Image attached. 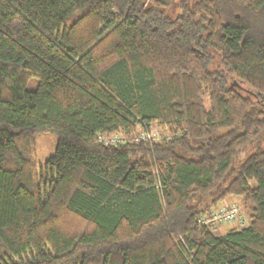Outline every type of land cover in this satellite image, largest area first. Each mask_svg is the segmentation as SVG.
<instances>
[{"label":"trees","instance_id":"obj_1","mask_svg":"<svg viewBox=\"0 0 264 264\" xmlns=\"http://www.w3.org/2000/svg\"><path fill=\"white\" fill-rule=\"evenodd\" d=\"M173 1L0 0V264H264V0Z\"/></svg>","mask_w":264,"mask_h":264},{"label":"rangeland","instance_id":"obj_2","mask_svg":"<svg viewBox=\"0 0 264 264\" xmlns=\"http://www.w3.org/2000/svg\"><path fill=\"white\" fill-rule=\"evenodd\" d=\"M181 0H174L172 5L170 6V8L167 10V12H169L170 15H176L179 12V3ZM195 0H187V5L189 6V8L192 7V3ZM205 100V105L206 107L209 106V103L207 101V98L204 99ZM264 110V107H263ZM142 131L140 129H138L135 132V135L140 134ZM149 132L152 134L151 135H155L156 133H158L159 135H163L166 133V131L159 126L156 123H151L150 127H149ZM121 135V134H120ZM115 136V135H114ZM118 137H120L119 135H117ZM122 136V135H121ZM120 139V138H118ZM159 140V139H157ZM112 143V141L110 142ZM56 144V136L53 134H48V133H38L36 135H34L32 142L30 143V154L32 159L35 161L36 163V167L37 168H41L43 167L45 160L53 153L54 151V147ZM264 146V142L261 141L260 138L254 139L252 142H250L248 145H246L245 147H243L232 159L231 161V165L230 168L232 169H237L239 167V165L257 148H263ZM45 167V166H44ZM43 174H46L45 169L43 170ZM44 178H46V176H44ZM241 200L238 197H233V196H229L228 198H226L224 201H222L221 203L217 204L216 207L210 212L211 216L213 214V211L219 207H221L222 205H226L229 203H239ZM222 206V207H223ZM247 217L244 215V210L241 211V216L240 219H238L235 222H230V223H225V222H217L215 224V229L214 231L218 234H222L225 233L227 230H229L230 228H237V227H242L247 225L248 220L246 219ZM217 229V230H216Z\"/></svg>","mask_w":264,"mask_h":264},{"label":"built area","instance_id":"obj_3","mask_svg":"<svg viewBox=\"0 0 264 264\" xmlns=\"http://www.w3.org/2000/svg\"><path fill=\"white\" fill-rule=\"evenodd\" d=\"M142 132L138 135H135L132 140L135 142L138 141H159L157 139H160V135L156 133L154 136L151 135L152 132L150 133L148 130H141ZM120 138V139H118ZM112 143H117V142H122L123 137H118L117 135L111 136L110 138H106L105 142H111ZM241 213H240V208L236 203H229L224 205L223 207H219L218 209L216 208L213 211L212 216H210L207 219H204V223L212 224L215 225L217 222H225V223H230V222H235L238 219H240Z\"/></svg>","mask_w":264,"mask_h":264},{"label":"water","instance_id":"obj_4","mask_svg":"<svg viewBox=\"0 0 264 264\" xmlns=\"http://www.w3.org/2000/svg\"><path fill=\"white\" fill-rule=\"evenodd\" d=\"M243 89V88H242ZM243 90H245V89H243Z\"/></svg>","mask_w":264,"mask_h":264}]
</instances>
